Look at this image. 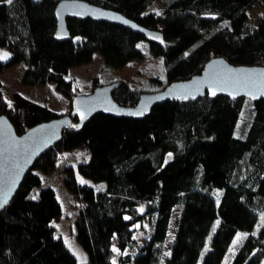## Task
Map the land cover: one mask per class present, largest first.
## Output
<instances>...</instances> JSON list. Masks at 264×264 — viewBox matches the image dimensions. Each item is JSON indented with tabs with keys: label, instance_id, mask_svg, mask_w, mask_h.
<instances>
[{
	"label": "trees",
	"instance_id": "trees-1",
	"mask_svg": "<svg viewBox=\"0 0 264 264\" xmlns=\"http://www.w3.org/2000/svg\"><path fill=\"white\" fill-rule=\"evenodd\" d=\"M86 1L159 30L163 40L150 42L108 21L68 17L71 39L61 41L56 37L59 0H0V47L11 53L0 59V115L19 135L62 115L18 92L12 102L5 98L1 76L20 63L23 85L54 83L71 101L78 95L69 78L73 67L92 63L99 52L107 68L123 69L146 58L141 41L165 66V77L143 91L189 80L214 57L264 65V17L255 24L249 14L255 6L264 10V0ZM157 3L160 10H152ZM107 68L101 81L94 77V90L108 82ZM119 82L114 99L135 106L143 91ZM69 115L78 121L73 106ZM74 150L87 160L60 173L75 203V237L86 263L57 236L54 222L63 208L41 176L57 171L65 153ZM79 176L106 187L84 184ZM179 205L183 210L168 249ZM145 220L148 237L136 254L127 252L138 246L136 225ZM239 231L249 235L229 264H264V98L167 100L141 119L99 113L83 128L66 130L0 212V264H222Z\"/></svg>",
	"mask_w": 264,
	"mask_h": 264
},
{
	"label": "water",
	"instance_id": "water-1",
	"mask_svg": "<svg viewBox=\"0 0 264 264\" xmlns=\"http://www.w3.org/2000/svg\"><path fill=\"white\" fill-rule=\"evenodd\" d=\"M68 17L108 21L142 34L150 42L160 43L163 40L159 30L148 29L119 11L86 0H59L56 6L58 40L71 39ZM204 17L215 18L216 15L205 14ZM119 85L120 82L115 81L100 85L90 94L77 95L72 101L78 120L76 123L70 115H61L19 135L11 120L6 115H0V201L7 194V202L0 207V212L14 198L35 162L62 140L66 130L83 128L99 113L141 119L156 105L167 100L181 102L209 95L226 96L233 100L247 97L257 101L264 98V65H234L223 57H214L207 62L201 74L189 80L174 82L162 90L143 92L135 106H123L114 99L113 93ZM185 94L187 99L183 98Z\"/></svg>",
	"mask_w": 264,
	"mask_h": 264
},
{
	"label": "rangeland",
	"instance_id": "rangeland-1",
	"mask_svg": "<svg viewBox=\"0 0 264 264\" xmlns=\"http://www.w3.org/2000/svg\"><path fill=\"white\" fill-rule=\"evenodd\" d=\"M160 8L161 5L157 3L154 5L152 10H160ZM249 14L252 21L255 24H258L261 21L262 17H264V10L260 6H255L249 11ZM78 39L81 40V38H77V40ZM139 47L146 53V58L144 60L132 61L123 69L107 68L106 63L99 52L95 54L92 63L84 66L73 67L71 69L69 78L73 81L75 94H90L91 92H93V79L95 76H98L99 81H101V72L104 68H107L105 72L106 76L108 77V82H105V84L123 80L131 83L133 88L139 90L146 88H155V85H157L158 83V80L156 78L163 79L165 77V66L163 58L153 54L149 44L146 41H141L139 43ZM0 53H7V59L11 57V53L2 47H0ZM24 68V64L20 63L2 74L1 79L3 82V92L5 98L9 102H12L14 93L18 92L35 102L47 106L48 108L59 114L69 115L72 110V101L71 99L66 98L61 92L57 91L54 83L36 86H28L21 83ZM154 91L158 90H144L143 92ZM86 160L87 158H85V156H82L80 152H67L65 154V157L62 159V163L59 165V169L57 171L48 175H41L44 181V187L49 185L56 190L57 197L63 208L62 218L59 221L54 222V225L57 227V236H62L64 238L68 248L78 258L80 263H86L85 259H87V255L76 241V231L74 226L75 203L64 186V176L62 175V173H60V171H63L69 166H73L79 162ZM79 180H83L84 184L91 185L92 187L97 189H104L106 187L105 182L98 183L83 176H79ZM36 189V192H39V189L41 188ZM217 201L219 202L220 198H217ZM182 210L183 205L177 206L171 219L169 236L166 243L168 249H170L172 243L175 240L178 218L180 217ZM137 225L136 237L138 238L139 244L134 249L127 251L132 254H136L138 252L139 248L144 244L149 234V221L145 220L143 224ZM238 234H246V236H243L237 242ZM248 235L249 232L241 231L236 234L235 240L232 243L228 253L225 255L222 264L230 263Z\"/></svg>",
	"mask_w": 264,
	"mask_h": 264
},
{
	"label": "snow or ice",
	"instance_id": "snow-or-ice-1",
	"mask_svg": "<svg viewBox=\"0 0 264 264\" xmlns=\"http://www.w3.org/2000/svg\"><path fill=\"white\" fill-rule=\"evenodd\" d=\"M7 3H9V4H11L12 3V0H7ZM7 53H0V59H7ZM212 94L213 95H215L216 93H215V91H213L212 92ZM183 98L184 99H187L188 98V95L187 94H185L184 96H183ZM142 112H143V110L141 111V113H139V114H142ZM169 156H171V154H169ZM82 183L84 182L83 180L81 181ZM36 197H33V199H35ZM7 202V194H5V197H4V199H3V201H0V207H3L4 206V204ZM143 209H141V211H142ZM126 219H129V218H127L126 217ZM137 227H138V225H137ZM215 229H213V231H214ZM243 236H246V234H238V236H237V242L243 237ZM114 251H118V250H116V249H114ZM113 264H115V261L113 262Z\"/></svg>",
	"mask_w": 264,
	"mask_h": 264
},
{
	"label": "built area",
	"instance_id": "built-area-1",
	"mask_svg": "<svg viewBox=\"0 0 264 264\" xmlns=\"http://www.w3.org/2000/svg\"><path fill=\"white\" fill-rule=\"evenodd\" d=\"M72 152H75V153H78V152H80L79 150H74V151H72ZM66 154V153H65ZM60 172H63V171H60Z\"/></svg>",
	"mask_w": 264,
	"mask_h": 264
},
{
	"label": "crops",
	"instance_id": "crops-1",
	"mask_svg": "<svg viewBox=\"0 0 264 264\" xmlns=\"http://www.w3.org/2000/svg\"><path fill=\"white\" fill-rule=\"evenodd\" d=\"M49 186V185H48ZM84 257V256H83ZM85 259V258H84ZM87 261V259H85Z\"/></svg>",
	"mask_w": 264,
	"mask_h": 264
}]
</instances>
